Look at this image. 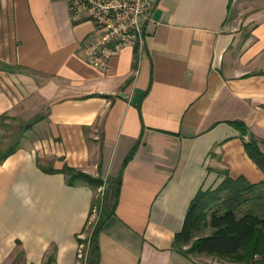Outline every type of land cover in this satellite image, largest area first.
Instances as JSON below:
<instances>
[{
    "label": "crops",
    "instance_id": "1",
    "mask_svg": "<svg viewBox=\"0 0 264 264\" xmlns=\"http://www.w3.org/2000/svg\"><path fill=\"white\" fill-rule=\"evenodd\" d=\"M144 24L142 48L96 66L79 50L94 22L69 0H0V141L4 119L24 122L0 159V264H80L105 186L65 166L122 175L98 264H195L174 239L198 191L264 180L245 147L264 151V0H154Z\"/></svg>",
    "mask_w": 264,
    "mask_h": 264
},
{
    "label": "trees",
    "instance_id": "2",
    "mask_svg": "<svg viewBox=\"0 0 264 264\" xmlns=\"http://www.w3.org/2000/svg\"><path fill=\"white\" fill-rule=\"evenodd\" d=\"M10 67L15 68L14 65ZM5 117L3 115L2 119ZM234 123L246 131L243 122ZM22 127L26 129V125ZM2 143L3 138L0 145ZM19 146L20 143L17 142L8 148L0 147V159L4 160ZM245 147L264 171V151L258 139L253 137L245 143ZM136 148L137 145L129 153L125 163L133 156ZM50 171L56 169L52 168ZM62 171L70 175L71 181L82 179L95 188L105 186L104 191L98 193L103 196L100 198L97 195L94 203V206L100 208V220L93 230L90 247L86 245L91 249L88 264H98L99 235L106 218L115 213L122 175L110 179L107 184L101 176H93L70 166H65ZM111 189L113 191L110 192ZM109 198L110 205L106 209ZM79 240L84 242V238ZM174 248L186 256L191 253H206L231 258L239 264H264V180L251 183L244 176L233 178L227 172L216 188L200 189L190 204L182 228L175 235ZM51 260L53 257H50L48 263Z\"/></svg>",
    "mask_w": 264,
    "mask_h": 264
},
{
    "label": "built area",
    "instance_id": "3",
    "mask_svg": "<svg viewBox=\"0 0 264 264\" xmlns=\"http://www.w3.org/2000/svg\"><path fill=\"white\" fill-rule=\"evenodd\" d=\"M154 0H69L74 14L84 13L94 22L89 39L79 44L80 52L96 66H106L123 44L142 48L146 39L144 19ZM85 236V234H84ZM80 264H88L89 248L81 242Z\"/></svg>",
    "mask_w": 264,
    "mask_h": 264
},
{
    "label": "rangeland",
    "instance_id": "4",
    "mask_svg": "<svg viewBox=\"0 0 264 264\" xmlns=\"http://www.w3.org/2000/svg\"><path fill=\"white\" fill-rule=\"evenodd\" d=\"M245 2H248L250 5H254L256 3V0H245ZM249 5H247L248 9ZM4 123L6 124L4 127V138H3V143L0 145V147L3 148H8L10 145H12L15 141L19 142L20 137L19 133L23 132L21 128V123H24L22 121L16 120V119H4ZM103 194L98 195V197H102ZM100 208L96 205L93 215H92V220L89 224V227L87 228L85 232L84 238V243L86 245H91L92 239H93V230L100 220ZM209 231V229L207 230ZM88 248V246H86ZM89 252L91 254V249L89 248ZM190 257L195 259V264H239L235 260H232L231 258H226L218 255H209L206 253H201V254H196V253H191L189 255Z\"/></svg>",
    "mask_w": 264,
    "mask_h": 264
}]
</instances>
